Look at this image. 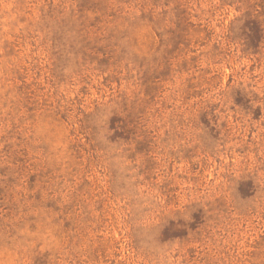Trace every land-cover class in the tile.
Segmentation results:
<instances>
[{
	"label": "rangeland",
	"instance_id": "374dc122",
	"mask_svg": "<svg viewBox=\"0 0 264 264\" xmlns=\"http://www.w3.org/2000/svg\"><path fill=\"white\" fill-rule=\"evenodd\" d=\"M0 264H264V0H0Z\"/></svg>",
	"mask_w": 264,
	"mask_h": 264
}]
</instances>
